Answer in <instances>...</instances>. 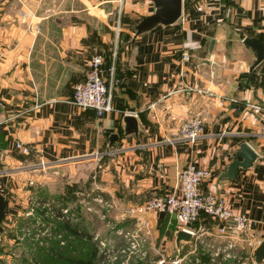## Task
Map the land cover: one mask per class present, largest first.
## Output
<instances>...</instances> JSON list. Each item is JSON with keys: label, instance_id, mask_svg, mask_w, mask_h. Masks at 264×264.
<instances>
[{"label": "crops", "instance_id": "1", "mask_svg": "<svg viewBox=\"0 0 264 264\" xmlns=\"http://www.w3.org/2000/svg\"><path fill=\"white\" fill-rule=\"evenodd\" d=\"M153 12L150 0H123L120 16L117 0H0V194L21 180H45L36 173L41 165L78 172L98 165L99 155L106 160L100 197L121 215L171 192L178 170L193 164L210 170L202 189L250 221L244 237L264 241V61L252 77L256 54L243 44L255 39L264 48V0H184L175 24L133 38L134 26ZM95 53L105 57L104 76L109 79L112 67L118 80L114 110L102 118L71 101ZM196 114L204 135L189 145L179 130ZM125 115L137 119V136L124 135ZM113 134L118 140L109 148ZM16 142L28 146L29 155L14 149ZM242 143L257 160L233 180L220 179ZM14 204L6 198L7 214ZM145 220L153 240L175 248L173 219L152 213ZM220 227L203 217L193 231L211 247H223ZM241 249L248 252L243 242L238 250L246 254Z\"/></svg>", "mask_w": 264, "mask_h": 264}, {"label": "rangeland", "instance_id": "2", "mask_svg": "<svg viewBox=\"0 0 264 264\" xmlns=\"http://www.w3.org/2000/svg\"><path fill=\"white\" fill-rule=\"evenodd\" d=\"M95 159L98 165L95 163L91 168L85 165L78 172L40 166V172L36 173H41L40 176L43 173L45 180H21L13 191L8 186L1 188L2 195L13 197L16 204L10 206L2 224L0 264H68L60 258L61 254H67L65 248H71L73 257L90 260L91 244L80 243L64 228L65 224L91 236L96 257L90 264H172L178 259H183V264H194L195 258L203 262L200 256L218 264V260L210 261L211 254L199 247L190 248L187 244L177 251L173 244L153 240V236L143 247L133 249L129 241L136 239L142 227L136 225V220L120 215L119 209L108 206L109 200L100 197L104 193L99 185L101 166L106 160L102 156ZM101 160L102 165L98 162ZM128 222H134L132 228ZM127 233L133 239L128 241Z\"/></svg>", "mask_w": 264, "mask_h": 264}, {"label": "built area", "instance_id": "3", "mask_svg": "<svg viewBox=\"0 0 264 264\" xmlns=\"http://www.w3.org/2000/svg\"><path fill=\"white\" fill-rule=\"evenodd\" d=\"M117 3L120 16L123 0H117ZM119 29L120 24L118 21L116 26L117 35ZM112 56H115V53ZM188 58V53L182 54L183 61H187ZM104 63V55L95 53L88 62L85 78L75 83L72 88V104L81 111H93L97 118H102L114 110L113 86L118 81L114 79V69L112 67L106 69L109 79L104 76ZM261 96L264 103V86L261 89ZM1 123L2 119L0 118V125ZM179 134L187 144H196L204 135V122L201 116L196 114L185 119L180 126ZM14 149L21 155H29L30 153L29 147L22 142H16ZM41 166L43 168V165ZM210 175L209 169L189 164L178 170L176 186L171 192L150 198L141 204L127 207L122 215L136 220L142 227L141 233L136 234V239H133V235L129 233L125 235L128 241L133 239V241H129L131 247L133 249L143 247L150 238V229L145 220L147 214L162 213L167 215L174 220L177 230L187 231L192 237H196L193 231L194 223L203 217H209L221 223L217 235L226 240L227 243L223 247L214 248L196 237L198 243L194 245L195 249L199 247L203 251L211 250L210 261L219 260L218 264H227L229 260H232L233 264H255L253 251L262 241L258 238H245L244 232L250 221L246 217L234 214L227 205L226 200L202 189L203 183ZM97 201L103 202L102 199H97ZM239 242L245 244L249 253L244 249L241 250H244L246 254L239 253ZM182 262L183 259H178L172 264H183ZM194 264H200L199 259L196 258Z\"/></svg>", "mask_w": 264, "mask_h": 264}, {"label": "water", "instance_id": "4", "mask_svg": "<svg viewBox=\"0 0 264 264\" xmlns=\"http://www.w3.org/2000/svg\"><path fill=\"white\" fill-rule=\"evenodd\" d=\"M154 12L149 16L143 17L134 26V37L140 36L144 33L150 32L160 26H169L175 24L182 15V8L184 0H150ZM210 51L214 41H210ZM243 44L252 49L256 54V59L252 66L249 68V72L252 77L255 76V70L264 61V48L255 39H244ZM124 135H138V121L133 115H125L123 117ZM118 140V135L113 134L109 137V148L114 141ZM258 155L255 151L247 144L242 143L239 147V151L235 155L233 160L226 171L220 176V179L231 181L236 177V173L239 169L251 168L254 162L257 160ZM2 164L0 163V169ZM6 197L0 194V235L4 232L3 221L6 219ZM174 244L176 250H180L182 245L190 244L192 241V235L184 230H177L174 232ZM253 258L255 264H262L264 262V241H262L253 251Z\"/></svg>", "mask_w": 264, "mask_h": 264}, {"label": "trees", "instance_id": "5", "mask_svg": "<svg viewBox=\"0 0 264 264\" xmlns=\"http://www.w3.org/2000/svg\"><path fill=\"white\" fill-rule=\"evenodd\" d=\"M82 224H83V220L80 223H78L77 226L79 227V225H82ZM64 228L68 231V233L70 235H72L75 238H77L80 243L88 241V243L91 244L93 250H92V252L89 255L90 260H85V258H79V257L76 258V257L71 256V255H73V254H71V248H65V250L67 251V254H61L60 255L61 260L66 262V263H68V264H90L91 260L96 257V250L94 248L95 244H94V242H92L91 236L88 233H86L84 230L79 232L77 230V228L71 227L68 224H65ZM77 252L79 253L78 249H77ZM68 254H70V255H68ZM199 258L203 262H208V258L205 257V256H203V257L200 256Z\"/></svg>", "mask_w": 264, "mask_h": 264}]
</instances>
